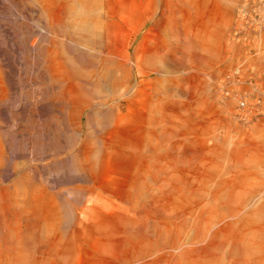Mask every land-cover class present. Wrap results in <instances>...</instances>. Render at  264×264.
<instances>
[{
  "label": "rangeland",
  "instance_id": "1",
  "mask_svg": "<svg viewBox=\"0 0 264 264\" xmlns=\"http://www.w3.org/2000/svg\"><path fill=\"white\" fill-rule=\"evenodd\" d=\"M123 1L121 23L131 33L165 2ZM170 3L183 22V67L147 57L143 67L159 73L138 78L134 114L116 128L113 115L84 121V136L107 148L94 157L101 167L93 185L73 155L75 114L44 101L34 115V102L57 92L30 63L37 13L1 0L0 76L8 91L0 143L9 160L37 144L43 246L68 239L42 264H133L141 254L135 264H264V116L243 119L238 111L242 93L264 98V0H183V16L177 0ZM174 33L162 32L169 46H177Z\"/></svg>",
  "mask_w": 264,
  "mask_h": 264
},
{
  "label": "bare ground",
  "instance_id": "2",
  "mask_svg": "<svg viewBox=\"0 0 264 264\" xmlns=\"http://www.w3.org/2000/svg\"><path fill=\"white\" fill-rule=\"evenodd\" d=\"M20 1L38 16V31L35 33L38 40L30 45V63L42 79H49L57 88L52 98L34 102V115L39 116L38 108L44 101L58 103L68 114H75L80 138L73 155L78 160L81 179L94 185L99 182L101 167L100 161L94 157L104 155L107 148L102 142V148L97 149L102 138L93 142L88 135L84 136V121L89 125L95 114L113 115L112 125L116 128L134 114L136 97L142 89L138 78L159 73L158 69L148 71L143 67L147 57L170 58L177 66L183 67L180 46L183 22L177 19L170 0H165L162 5L157 3L159 16L147 13L139 28L132 33L121 23L125 13L123 0ZM128 1V6L136 5L134 0ZM177 2L179 5L175 6L181 7L177 9L183 16V0ZM140 4V9L147 6L144 2ZM25 10V7L18 9V17L23 20L27 19ZM168 27L177 36V46H169L162 36ZM143 30L148 34L138 43ZM149 40L155 42L153 46L147 45ZM7 91L0 76V110ZM5 152V146L0 143V264H42L46 255H59L68 239L61 237L43 246L45 197L38 147L35 142L31 143L29 152L18 154L22 157L15 154L13 160H9ZM18 158H27V161L17 162ZM159 171L163 172V168ZM144 258L143 254L135 255L130 262L139 263Z\"/></svg>",
  "mask_w": 264,
  "mask_h": 264
},
{
  "label": "built area",
  "instance_id": "3",
  "mask_svg": "<svg viewBox=\"0 0 264 264\" xmlns=\"http://www.w3.org/2000/svg\"><path fill=\"white\" fill-rule=\"evenodd\" d=\"M252 84V80L249 82ZM227 95L229 93L227 92ZM238 111L241 113V118L251 119L264 116V98L257 92L242 93L238 96Z\"/></svg>",
  "mask_w": 264,
  "mask_h": 264
}]
</instances>
